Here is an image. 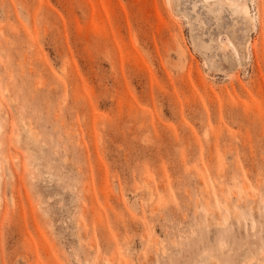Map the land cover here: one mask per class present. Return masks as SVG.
<instances>
[{
  "label": "rangeland",
  "instance_id": "374dc122",
  "mask_svg": "<svg viewBox=\"0 0 264 264\" xmlns=\"http://www.w3.org/2000/svg\"><path fill=\"white\" fill-rule=\"evenodd\" d=\"M214 1L0 0V264H264V0Z\"/></svg>",
  "mask_w": 264,
  "mask_h": 264
},
{
  "label": "bare ground",
  "instance_id": "6f19581e",
  "mask_svg": "<svg viewBox=\"0 0 264 264\" xmlns=\"http://www.w3.org/2000/svg\"><path fill=\"white\" fill-rule=\"evenodd\" d=\"M225 2L231 7L232 11L235 14L242 15L247 23H249V24L250 23L251 24L254 23L255 19L251 15L249 5L245 1H239V0H215L214 2H211V3H215V4H219L220 6L221 5L223 6V4ZM180 50H181V52L184 51L183 46H180ZM1 126L2 125H0V127Z\"/></svg>",
  "mask_w": 264,
  "mask_h": 264
}]
</instances>
